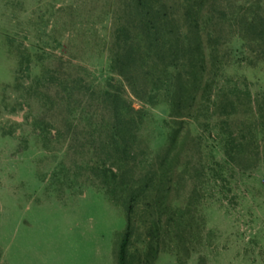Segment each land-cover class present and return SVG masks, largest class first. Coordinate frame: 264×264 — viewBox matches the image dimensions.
<instances>
[{
    "label": "rangeland",
    "instance_id": "rangeland-1",
    "mask_svg": "<svg viewBox=\"0 0 264 264\" xmlns=\"http://www.w3.org/2000/svg\"><path fill=\"white\" fill-rule=\"evenodd\" d=\"M122 1L0 0V264H118L126 209L78 169L86 125L68 131L63 84L104 83ZM245 55L227 74L260 99L264 57L256 47ZM146 108L162 132L165 108ZM201 180L187 187L199 191L185 247L172 243L154 264H264V139L246 145L216 186Z\"/></svg>",
    "mask_w": 264,
    "mask_h": 264
},
{
    "label": "trees",
    "instance_id": "trees-1",
    "mask_svg": "<svg viewBox=\"0 0 264 264\" xmlns=\"http://www.w3.org/2000/svg\"><path fill=\"white\" fill-rule=\"evenodd\" d=\"M258 9L262 0H123L104 83L63 84L68 131L86 125L78 169L126 209L118 264H154L172 243L185 247L198 212L190 182L216 186L246 145L264 139V96L227 74L248 48L264 57ZM57 101L49 96V107ZM146 105L165 108L162 132Z\"/></svg>",
    "mask_w": 264,
    "mask_h": 264
}]
</instances>
